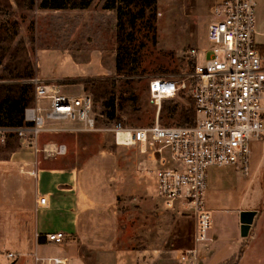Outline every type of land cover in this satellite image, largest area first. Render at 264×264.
Masks as SVG:
<instances>
[{
  "label": "crops",
  "instance_id": "0c3cea01",
  "mask_svg": "<svg viewBox=\"0 0 264 264\" xmlns=\"http://www.w3.org/2000/svg\"><path fill=\"white\" fill-rule=\"evenodd\" d=\"M220 1L213 0L212 6ZM255 2V41L264 53V0ZM63 57L73 63L70 55ZM50 78L37 77L55 84L64 81ZM260 142L250 143L246 175L229 166L208 169L204 208L211 217L210 242L199 247L197 264H264V153ZM59 145L38 138L34 145L20 139L13 145L6 138L0 142V218L6 226L4 234L25 247H21L22 257L31 253L32 264L55 257L65 264H184L177 254L196 247L194 215L179 203L165 209L152 177L150 182L144 179L149 187L121 182L112 155L104 150L82 165L67 166L61 161L67 153L47 154ZM145 153L150 168L162 163L151 147ZM147 192L154 194L156 205L169 216L156 222L146 219L144 228L140 225L128 233V227L119 223L118 199L143 194L147 203ZM41 197L47 199L44 206L38 204ZM51 233L64 237L62 250L55 256L42 250L49 244L44 236ZM130 241L141 244L126 248ZM20 262L28 264L26 259Z\"/></svg>",
  "mask_w": 264,
  "mask_h": 264
},
{
  "label": "rangeland",
  "instance_id": "374dc122",
  "mask_svg": "<svg viewBox=\"0 0 264 264\" xmlns=\"http://www.w3.org/2000/svg\"><path fill=\"white\" fill-rule=\"evenodd\" d=\"M39 3L40 0H4L0 3V28L12 39L6 42L0 75L11 52L17 49L15 63L20 64V68L28 65L34 74L31 79L62 78L64 81L58 84L63 93H85L92 98L98 131L83 133L71 130L77 126L54 123L49 126L54 131H43L37 138L42 143L65 145L67 154L61 161L67 166L82 165L89 156L104 150L112 155L121 182L130 185L137 182L139 187H149L150 184L147 186L144 182V179L151 181L146 171L153 169L148 165V153L141 154L136 148L116 147L104 129L118 121L127 127H145L152 122L155 107L147 95L148 81L156 76L179 75L190 70L187 53L205 47V29L212 20L213 0H155L151 6L140 0L138 7L118 1L119 16L114 10L105 8L109 5L108 0H92L85 9H41ZM64 55H70L77 65L66 61ZM31 79L17 82L29 84ZM105 79L117 81L113 118L108 117L109 110H104L82 84L87 80ZM30 86L33 97L34 86ZM187 101L189 99L184 97L162 101L159 122L176 125L167 118L166 110L174 104L189 108L190 101ZM5 138L11 145L19 139L11 132ZM259 144L264 153V142ZM147 196V203L143 194L118 199L119 223L128 227V233L140 225L144 228L146 219L156 222L169 216L156 205L153 193L149 196L147 192ZM0 220V264H21V259L32 264L31 253L26 251L22 257L25 247L4 234L6 226ZM132 243L136 244L125 243L126 248ZM61 245L49 243L42 250L55 256L61 252ZM6 252L14 254V258H7Z\"/></svg>",
  "mask_w": 264,
  "mask_h": 264
},
{
  "label": "built area",
  "instance_id": "2783aa9c",
  "mask_svg": "<svg viewBox=\"0 0 264 264\" xmlns=\"http://www.w3.org/2000/svg\"><path fill=\"white\" fill-rule=\"evenodd\" d=\"M255 0H221L211 8L212 20L205 29V47L188 51L190 70L179 75L156 76L147 84V95L155 107L154 119L145 127H127L120 121L104 129L116 147L154 149L162 162L147 172L155 182L156 195L169 210L179 203L194 215L195 248L181 250L177 260L197 264L199 247L210 242V213L204 208L207 171L210 167H233L246 175L252 141L264 142V53L258 47ZM33 103L23 111V125L0 128V142L15 133L22 143L34 145L51 124L68 123L83 133L98 131L94 103L85 93L66 94L61 85L31 79ZM189 99L194 120L186 125L159 122L161 102ZM187 101V102H189ZM102 131V130H101ZM60 145L50 156L64 155ZM46 198L38 200L40 206ZM56 245L64 243L57 233L44 236ZM7 258H14L11 253ZM43 264H65L60 258L39 259Z\"/></svg>",
  "mask_w": 264,
  "mask_h": 264
},
{
  "label": "trees",
  "instance_id": "16d2710c",
  "mask_svg": "<svg viewBox=\"0 0 264 264\" xmlns=\"http://www.w3.org/2000/svg\"><path fill=\"white\" fill-rule=\"evenodd\" d=\"M118 1L127 2V6H140V0H108L109 5L105 8L114 10L119 16L120 7L116 4ZM1 2H4V0H0ZM91 2L92 0H40L39 8L53 10L65 7H69L70 9H85L89 7ZM142 3L151 6L155 3V0H142ZM139 12L142 13V9ZM9 41H12V39L7 37V31L0 28V64L6 54V42ZM17 52V49L11 52L9 61L4 65L0 75V128L12 129L21 127L23 125V111L33 98L31 96L30 84L17 82L34 77L28 65L20 68L18 66L20 64L15 63ZM82 84L84 85V90L88 91L104 110H109L108 117L113 118L114 91L117 81L115 79L87 80ZM166 113L167 118L176 125L191 124L194 120L191 106L185 108L179 104H174L167 108Z\"/></svg>",
  "mask_w": 264,
  "mask_h": 264
}]
</instances>
